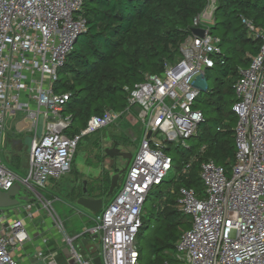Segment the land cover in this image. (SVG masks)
Masks as SVG:
<instances>
[{
    "label": "built area",
    "instance_id": "2783aa9c",
    "mask_svg": "<svg viewBox=\"0 0 264 264\" xmlns=\"http://www.w3.org/2000/svg\"><path fill=\"white\" fill-rule=\"evenodd\" d=\"M84 1L0 0V156L10 122L31 121L29 131L33 132L25 177L0 160V191L19 183L33 199L18 206L15 216H9V209H0V264H19L14 250L32 241L26 222L34 218L36 200L42 201L39 192L71 173L83 138L133 112L144 133L118 193L94 214L95 226L81 235L69 236L57 212L51 210L62 246L52 250L51 240L44 238L45 246L35 259L43 264H94L96 255L102 264H140L137 236L143 204L148 192L160 186L173 168L163 148L186 146L204 121L194 104L221 53L220 40L210 34L209 25L217 0L212 6L208 0L207 9L194 19L193 28L204 29L205 36H189L180 60L166 64L163 74L147 75L144 82L126 88L124 110L93 116L86 128L69 134L72 116L65 113L69 95L56 93L53 85L58 69L86 29L80 15ZM244 23L261 39V47L250 66L240 70L235 85V162L230 172L211 160L201 165L204 197L181 189L180 209L193 222L177 243L174 262L164 264H264V31ZM80 239L86 248L76 247ZM88 243L93 244L91 248ZM66 248L70 259L63 254Z\"/></svg>",
    "mask_w": 264,
    "mask_h": 264
},
{
    "label": "trees",
    "instance_id": "16d2710c",
    "mask_svg": "<svg viewBox=\"0 0 264 264\" xmlns=\"http://www.w3.org/2000/svg\"><path fill=\"white\" fill-rule=\"evenodd\" d=\"M208 4V0H85L80 15L86 29L58 69L53 85L56 93L69 95L65 113L72 116V125L68 133H79L93 116L124 110L126 88L144 82L147 75L163 74L166 64L180 60L181 47L192 35L194 19L204 13ZM244 20L264 31V0H217L210 34L220 40L221 53L207 74L218 68L219 77L215 88L201 92L194 104L203 112L204 121L187 140L192 147L186 143L163 148L173 167L181 166L183 170L192 162L185 172L168 182L169 189L161 193L151 210H146L145 205L154 188L148 192L137 236L140 264L174 262L177 243L191 228L182 219L185 214L180 209L181 189L204 197L201 165L211 160L227 172L234 165L238 122L233 110L237 101L235 85L240 70L250 66L261 47V39ZM228 44L229 54L224 55L222 48ZM177 155L182 157L181 163H177ZM110 184L111 178L104 177L98 186L88 188L89 196L102 198L108 194ZM148 232L149 239L141 249L140 239Z\"/></svg>",
    "mask_w": 264,
    "mask_h": 264
},
{
    "label": "rangeland",
    "instance_id": "374dc122",
    "mask_svg": "<svg viewBox=\"0 0 264 264\" xmlns=\"http://www.w3.org/2000/svg\"><path fill=\"white\" fill-rule=\"evenodd\" d=\"M213 2L214 1L212 0L210 6H212ZM215 6H217V3ZM211 11L212 10H209V12ZM213 18L214 14L212 15V21L210 24H213ZM222 49L224 55L229 54V44L224 45ZM218 77V68L216 70H212L209 75L207 74L205 78L206 89L213 90L215 88V80ZM206 89L203 91L205 92ZM201 107L204 109L205 106L202 104ZM66 114H69V112H66ZM212 115L213 114H210V116ZM136 116L137 114L133 112L130 114V116L128 115L127 117H124L116 124L83 138L78 147L71 173L65 175L60 180H52L50 182V189H54V195L51 194L50 189L49 191L45 190L39 192L40 195H42V201L38 202L39 200H36L35 203L37 208H40L41 210L39 212L40 217L33 221L27 222L29 226L31 224L32 227H35L33 232L30 230V233L34 237V241L48 238L52 241L51 244H56V247L62 246V235L57 232V229L51 217L49 216L51 210L57 212L69 236L81 235L87 229L95 226L93 221L95 215L90 213V218H85V216L78 212L80 209L76 205L78 197L81 196V191L83 190V182L86 181L88 183L89 189L95 188L99 185V182L104 179V177L106 178L109 176L111 178L115 173L126 166L127 161L119 158L116 161L117 169L115 170L114 168H110L111 160L105 154V150L107 148H112L115 144H118L122 151L131 152L133 156H135V154L140 149L141 140L144 133L141 122L136 119ZM29 128H31V121L24 120L19 122L18 129L21 132L20 139L23 141V147L18 155L19 158H15L13 154L10 155L11 157H7L8 151L6 148H3V153H1V157L4 158L3 163L20 177H25L28 171L26 159L28 158L31 142L33 139V132H30ZM43 132L44 120L42 117L39 135L41 136ZM186 143L192 147V142L191 144L189 141ZM170 146L174 147L173 144ZM187 155H189L188 151H186V156ZM176 159L177 163H181L182 157L177 155ZM181 172H183L181 166L178 167L175 165L171 169V171L166 176L164 183L161 186L154 188L152 194L150 195L149 201L145 205L146 210H151L152 206L159 201L161 193H164L169 189L168 182L181 174ZM127 174L128 172H126L121 177L119 188L112 196L108 197L107 195H104L102 197L105 200L104 206L114 199L122 184L124 183ZM50 184L48 186H50ZM22 191L25 194L24 186H22ZM182 219L188 222L189 227L192 226L193 218L191 216L184 215ZM149 236L150 234L148 232L140 239L139 246L141 249L144 248ZM84 242V239H80L75 243V245L78 247L79 245L83 244V248H86V244H84ZM92 245L93 244L88 243L87 248H91ZM177 255V251L175 250L174 256ZM36 264L42 263L36 262Z\"/></svg>",
    "mask_w": 264,
    "mask_h": 264
},
{
    "label": "water",
    "instance_id": "95a60500",
    "mask_svg": "<svg viewBox=\"0 0 264 264\" xmlns=\"http://www.w3.org/2000/svg\"><path fill=\"white\" fill-rule=\"evenodd\" d=\"M205 30L202 28H193L192 34L195 36L203 38L205 36ZM151 134H149V137ZM105 154L110 158V168L117 169L116 161L119 158L126 160V166L120 169L117 173H115L111 177V184L109 188V192L107 194L108 197L112 196L116 190L119 188L121 177L128 171L131 161L133 159V154L131 152H124L119 147L118 144H115L112 148H107L105 150ZM33 201L32 198L24 195L22 191V186L17 183L12 189L7 192L0 191V209H10L20 206L22 203H31ZM105 204V200L103 198H92L89 196L88 192V183L86 181L83 182V190L82 195L78 198L76 205L80 209H84L90 213L96 214L102 211ZM66 259H70L69 250L66 248L63 251ZM94 264H102L99 257L94 255Z\"/></svg>",
    "mask_w": 264,
    "mask_h": 264
},
{
    "label": "crops",
    "instance_id": "0c3cea01",
    "mask_svg": "<svg viewBox=\"0 0 264 264\" xmlns=\"http://www.w3.org/2000/svg\"><path fill=\"white\" fill-rule=\"evenodd\" d=\"M209 25L211 26V24H209ZM136 119L138 120L137 116H136ZM19 122H21V121L20 120H14V121L10 122L8 125L6 140H5V143L3 146V148H6L8 151L7 157H11L10 155L13 154L15 158H19V156H18L19 152L21 151V149L23 147V141H22V139H20L21 132L18 129ZM3 159L4 158L0 156V160L2 162H4ZM26 162H27V159H26ZM50 188H51V184H50V186H48V188L46 190L49 191ZM50 191H51V194L54 195V189H50ZM24 195H26V194H24ZM15 209H17V207L11 208L8 210L9 216H15L18 213V211ZM40 211H41L40 208L39 209L37 208L35 210V215H34L33 220L38 219L40 217L39 216ZM78 212L80 214H82L83 216H85V218H90V212H88L84 209L83 210L80 209V211H78ZM23 213L24 212H22V215H23ZM28 221H31V220H28ZM27 222H26V226L28 228L29 233L31 232L30 230H32V232H33L35 227L34 226L32 227L30 222H29V224H30V226H29L27 224ZM30 235L32 236L31 233H30ZM44 246L45 245L43 244L41 239L34 241V237L32 236V241L29 243H26L21 248L14 250V255L18 259L19 264H36V262H40V261L35 259V253L38 252L39 250H41ZM49 248L52 250L57 249L56 244H51Z\"/></svg>",
    "mask_w": 264,
    "mask_h": 264
},
{
    "label": "flooded vegetation",
    "instance_id": "af4514ba",
    "mask_svg": "<svg viewBox=\"0 0 264 264\" xmlns=\"http://www.w3.org/2000/svg\"><path fill=\"white\" fill-rule=\"evenodd\" d=\"M128 172V171H127Z\"/></svg>",
    "mask_w": 264,
    "mask_h": 264
}]
</instances>
